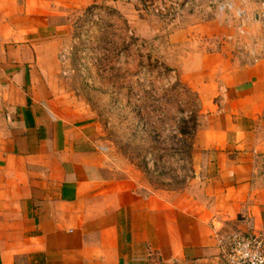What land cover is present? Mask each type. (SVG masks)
Listing matches in <instances>:
<instances>
[{"label": "crops", "instance_id": "0c3cea01", "mask_svg": "<svg viewBox=\"0 0 264 264\" xmlns=\"http://www.w3.org/2000/svg\"><path fill=\"white\" fill-rule=\"evenodd\" d=\"M94 1L0 0V264H226L234 233H264V6L195 0L160 31L113 0L167 36L204 117L187 187L154 192L63 115L60 17Z\"/></svg>", "mask_w": 264, "mask_h": 264}, {"label": "rangeland", "instance_id": "374dc122", "mask_svg": "<svg viewBox=\"0 0 264 264\" xmlns=\"http://www.w3.org/2000/svg\"><path fill=\"white\" fill-rule=\"evenodd\" d=\"M131 2L130 10L153 19L160 31L195 6V0H169L166 13L154 15L147 0ZM123 8L95 0L60 17L63 115L96 125V139L117 178L154 192H178L192 179L193 143L204 122L200 103L170 62L177 50L169 48L167 36L158 32L152 39L145 25L136 33L130 23L138 21L136 14L131 20Z\"/></svg>", "mask_w": 264, "mask_h": 264}, {"label": "built area", "instance_id": "2783aa9c", "mask_svg": "<svg viewBox=\"0 0 264 264\" xmlns=\"http://www.w3.org/2000/svg\"><path fill=\"white\" fill-rule=\"evenodd\" d=\"M146 9L154 15L166 13V4L156 5L154 0H147ZM264 6V0H257ZM169 12V10H168ZM226 264H264V233H234L224 248Z\"/></svg>", "mask_w": 264, "mask_h": 264}]
</instances>
